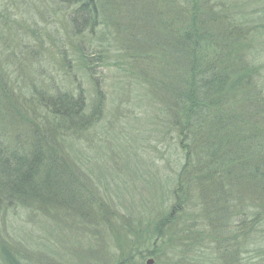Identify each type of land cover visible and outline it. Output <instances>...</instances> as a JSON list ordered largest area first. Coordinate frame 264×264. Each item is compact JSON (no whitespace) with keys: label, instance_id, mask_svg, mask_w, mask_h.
Masks as SVG:
<instances>
[{"label":"rangeland","instance_id":"rangeland-1","mask_svg":"<svg viewBox=\"0 0 264 264\" xmlns=\"http://www.w3.org/2000/svg\"><path fill=\"white\" fill-rule=\"evenodd\" d=\"M60 1L0 0V146L16 152L30 146L31 123L43 118L42 101L49 96L82 92L92 104L100 92L104 107L98 122L77 139H59L57 146L74 173L107 202V218L114 214L120 226L107 219V224L89 225L58 210L42 214L3 202L0 248L22 264H113L115 258L130 255L132 264L150 259L152 264H192L200 245L209 255L221 251L214 247L217 237L196 235L201 229L206 232L209 222L200 214L191 216L189 211L196 208L189 196L182 213L172 211L177 199L185 196L176 194L183 154L175 142L167 144L170 133L161 127L165 119L156 108L162 102L158 87L166 78L165 57L154 48L137 54L125 32L130 22L139 25L141 15L142 33L154 30L162 36L174 0H107L121 13L103 11L106 24L79 36L70 22L74 5ZM118 14L119 23H110ZM164 215L179 225L173 222L160 229L163 237L156 245V238L143 244L142 238L150 236ZM183 224L188 239L171 232ZM224 224L231 228L232 221ZM186 245L193 250H186ZM244 250L231 264H264L247 245ZM0 264H5L1 257Z\"/></svg>","mask_w":264,"mask_h":264},{"label":"trees","instance_id":"trees-1","mask_svg":"<svg viewBox=\"0 0 264 264\" xmlns=\"http://www.w3.org/2000/svg\"><path fill=\"white\" fill-rule=\"evenodd\" d=\"M62 1L74 5L70 22L77 36L105 25L102 13L117 10L107 0ZM171 7L172 18L164 22L162 36L154 30L142 33L141 15L139 25L130 22L125 32L137 54L154 48L165 57L166 78L158 87L162 102L156 108L165 119L161 127L170 133L167 144L175 142L183 154L176 194L185 196L177 199L172 211L182 213L189 196L196 208L189 211L191 216L200 214L209 222L206 232L201 229L196 235L218 238L213 243L221 251L209 255L200 245L201 253L191 258L192 264H206L209 258L211 264H231L246 245L260 261L264 258V0H174ZM116 16L110 23H119L120 15ZM145 60L140 62L146 64ZM42 103L44 116L31 123L30 146L18 152L0 146V209L6 202L42 214L58 210L89 225L107 224L105 219L119 225L114 214L107 218L111 210L107 202L74 173L57 146L59 139H77L98 122L104 107L101 93L96 92L92 104L82 92L66 91ZM169 219L170 215L159 219L150 236L142 238L143 244L156 245L163 237L160 229L173 222L179 225ZM229 220L231 228L221 226ZM171 230L189 238L185 224ZM185 249L193 250L190 245ZM0 257L5 264H22L4 247ZM132 258L119 256L113 264H132Z\"/></svg>","mask_w":264,"mask_h":264},{"label":"water","instance_id":"water-1","mask_svg":"<svg viewBox=\"0 0 264 264\" xmlns=\"http://www.w3.org/2000/svg\"><path fill=\"white\" fill-rule=\"evenodd\" d=\"M146 264H152V260H148Z\"/></svg>","mask_w":264,"mask_h":264}]
</instances>
